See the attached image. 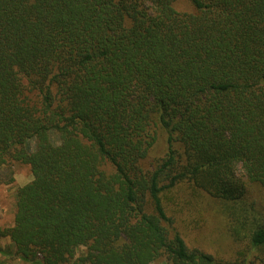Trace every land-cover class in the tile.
Masks as SVG:
<instances>
[{"label": "trees", "instance_id": "trees-1", "mask_svg": "<svg viewBox=\"0 0 264 264\" xmlns=\"http://www.w3.org/2000/svg\"><path fill=\"white\" fill-rule=\"evenodd\" d=\"M15 163L32 179L0 236L23 264L263 262L243 205L264 189V0H0V167ZM186 191L243 211L229 230L249 248H190Z\"/></svg>", "mask_w": 264, "mask_h": 264}, {"label": "rangeland", "instance_id": "rangeland-1", "mask_svg": "<svg viewBox=\"0 0 264 264\" xmlns=\"http://www.w3.org/2000/svg\"><path fill=\"white\" fill-rule=\"evenodd\" d=\"M183 4H181L182 6ZM161 148L155 151L160 153ZM12 179L11 182H8ZM32 179L30 169L25 164L15 163L11 170L0 167V230L13 223L17 189ZM186 204L177 213L178 229L186 244L197 247L216 257L234 259L239 251L247 250L248 241L243 236L235 238L230 232L235 221L248 213L253 224H264V189L259 185H249L243 211L232 209L227 203L212 199L205 194L186 191ZM225 212V213H224ZM232 216V217H231ZM244 233V232H242ZM14 246L8 237L0 236V264H23L14 254ZM84 247L78 248L75 258L80 256ZM264 259V256H261ZM254 258V257H253ZM259 259V258H258ZM154 264H169L164 258ZM254 264H264L255 261Z\"/></svg>", "mask_w": 264, "mask_h": 264}]
</instances>
